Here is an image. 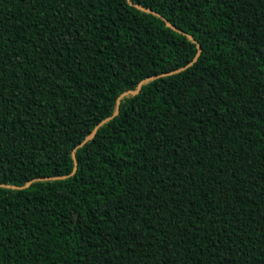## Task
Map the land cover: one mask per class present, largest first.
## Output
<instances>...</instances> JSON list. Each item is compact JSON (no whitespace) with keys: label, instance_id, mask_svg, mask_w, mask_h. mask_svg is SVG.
<instances>
[{"label":"trees","instance_id":"trees-1","mask_svg":"<svg viewBox=\"0 0 264 264\" xmlns=\"http://www.w3.org/2000/svg\"><path fill=\"white\" fill-rule=\"evenodd\" d=\"M0 264H264V0H0Z\"/></svg>","mask_w":264,"mask_h":264},{"label":"water","instance_id":"water-1","mask_svg":"<svg viewBox=\"0 0 264 264\" xmlns=\"http://www.w3.org/2000/svg\"><path fill=\"white\" fill-rule=\"evenodd\" d=\"M140 9L143 10V8H141V7H140ZM189 38H191V37L189 36ZM198 49H199V53H198V55L196 56V58H195L194 61H196V60L198 59V57H199V55H200V53H201V46H200V45H198ZM176 72H177V71L171 72V74L176 73ZM166 75H168V74H164V75H162V76H166ZM158 77H159V76L154 77V78H150V79H148L147 81L157 79ZM139 90H140V86H139L138 90H136V91H130V92H128V93L122 95L121 98L124 97V96L127 95V94H134V93H137ZM118 111H119V104H118V106H117V110H116L114 116L117 115ZM110 119H111V118L105 120L103 123H105L106 121H108V120H110ZM103 123H102V124H103ZM102 124H101V125H102ZM95 133H96V131H95L94 133H92L90 136H88V138L86 139L85 142L91 140V139L94 137ZM76 169H77V168L75 167L73 173H75ZM30 184H31V182H29L28 184H26L24 187H20V188H21V189L26 188V187L30 186ZM12 189H18V187H16V186H12Z\"/></svg>","mask_w":264,"mask_h":264}]
</instances>
